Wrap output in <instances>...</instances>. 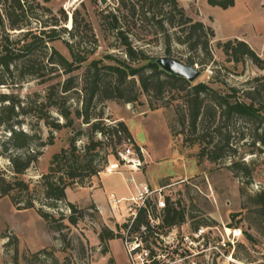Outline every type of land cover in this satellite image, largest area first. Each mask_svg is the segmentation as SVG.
<instances>
[{"label":"rangeland","instance_id":"1","mask_svg":"<svg viewBox=\"0 0 264 264\" xmlns=\"http://www.w3.org/2000/svg\"><path fill=\"white\" fill-rule=\"evenodd\" d=\"M37 1L51 10L49 14L44 15L35 7L34 13L40 15L37 18L54 17L58 22L55 28L60 38L52 42V46L71 60L66 42L80 40L79 50L84 53L85 61L71 74H63L49 82L28 80L14 90L21 99L35 93L42 94L46 86L69 75H76L80 79L86 65L92 60L104 65L115 64L117 59L125 60L123 46L111 30L109 19L104 17L109 11L118 12L123 29L130 37L138 39L137 45H142L148 54L155 58L167 55L160 37L156 42L147 43L153 36L147 26L144 27L145 23H142L137 15L133 17L126 9L120 8L118 0H104V3L101 0H29V3L35 5ZM177 1L186 15L212 27L215 33L210 41L213 62L204 67L192 83L202 81L223 92L229 91V87H235L240 94V90L247 87L248 81L253 77L264 76V69H258L248 59L242 63L226 61V57L216 45L218 40L239 38L247 41L255 52L262 55L264 0H235L234 5L227 9L210 6L207 0ZM62 11L66 15L65 21L62 20ZM74 17L77 25L72 28ZM72 31L74 35H79L78 39L72 38ZM107 55L113 59L107 58ZM187 55L188 51L184 45H174L172 57L185 63ZM143 63L145 62L142 60L135 61L133 65L140 66ZM136 91L139 93L135 101L126 103L118 99H107L94 113L102 111L106 124L123 121L127 125L134 144L141 148V152L139 149L138 152L145 162L143 167L139 171H129L121 165L120 173H103L91 177L90 182L84 186L68 187L66 199L77 206L80 217L74 225L64 219L63 223L67 227L62 233L50 230L35 209L17 210L8 196L0 198V264H132L124 246L125 229L121 226L126 202L122 201L119 205L121 213L112 214L107 205V198L110 194L128 197L135 184L140 181L148 182L152 186L168 181L175 182L172 194L177 209L184 213L183 222L174 228L180 241L184 235H190L197 224L216 227L210 231L214 242L225 237L224 228L241 229V236L236 242L240 244L234 250L224 247L222 251L225 257H219L215 250L199 251L186 257L189 254L186 251L185 254H179L184 258L183 261L175 264H246L242 258L250 261V264H264V214L257 211L258 206L251 200L264 186V151L257 148L258 143L255 146L251 144L255 123L248 124L238 119L234 125L232 122L224 129L233 137L230 138L231 146L224 148L227 151L225 157L212 162L198 156L203 142L201 146L198 142L190 143L186 140L189 130L186 124L180 123L178 113L182 112L184 106L180 99H172V96H177L175 91L166 92L158 99L151 98L140 92L138 82ZM0 92H8V89L1 87ZM79 123L80 121L76 120L75 128ZM241 132L245 133V140L239 139ZM41 133L45 139L48 135L47 128L42 127ZM53 134V144L43 148L38 162L23 174L25 180L37 183L40 175L47 171L52 154L68 146L70 128L54 131ZM192 135L195 137V134ZM95 138L102 136L96 134ZM84 142L82 138L77 145L81 147ZM119 148L120 145L116 150ZM115 157L117 156L109 153L108 162H113ZM237 161H243L248 174L229 167ZM91 200L107 205V213L102 214ZM39 203L40 201L36 200L35 207H38ZM91 205L95 206V210ZM45 209L54 213L55 217H58L60 212L69 214L68 207L63 203L58 204L57 208ZM105 226L111 228L117 238L109 240L107 252L102 253V245L97 235ZM169 229L163 224L155 233L165 236ZM132 234L141 235V232L134 230ZM146 235V241L143 240L146 244L158 246L159 251L165 253L159 237L153 232L145 237ZM42 249H46L47 254L35 256V252ZM228 252L231 254V260L226 258ZM134 262L139 264L137 259Z\"/></svg>","mask_w":264,"mask_h":264},{"label":"trees","instance_id":"2","mask_svg":"<svg viewBox=\"0 0 264 264\" xmlns=\"http://www.w3.org/2000/svg\"><path fill=\"white\" fill-rule=\"evenodd\" d=\"M118 1L120 8L126 9L133 17L137 15L145 23L144 27L147 26L153 36L147 43L156 42L160 37L167 55L174 51V45H184L188 51L184 62L197 64L199 71L213 62L210 47V41L215 36L213 28L186 15L177 0ZM234 2L207 0L210 6L221 9L233 6ZM35 7L44 15L51 12L38 1L33 5L29 0H0V88L8 89V92H0V198L8 196L17 210L35 209L47 227L59 233L67 227L64 219L72 225L78 222L80 211L66 199V189L89 183L91 177L104 169L109 153L118 156L116 147L124 141L129 140L133 148L139 149L123 121L106 124L102 111L94 113L107 99L126 103L135 101L139 93L136 82L140 92L151 98H161L172 90L177 93L172 99H180L184 106L178 113L180 123L186 124L189 130L186 140L198 142L201 146L204 143L198 153L199 158L216 162L225 157L227 151L224 148H230V138L233 137L224 129L232 122L234 125L238 119L248 124L255 123L251 144L255 146L258 143L257 148L264 151V76L253 77L240 94L235 87L223 92L202 81L192 83L162 69L155 57L148 54L142 45H137L138 39L130 37L123 29L119 14L114 11H109L104 17L109 19L111 30L123 46L125 60L117 59L115 64L106 65L92 60L80 79L69 75L46 86L42 94L35 93L34 97L28 95L21 99L14 90L28 80L49 82L63 74H71L85 61L84 53L79 50L80 40L66 42L71 60L52 46V42L60 38L55 28L57 19H38L40 15L34 13ZM65 19L62 11V20ZM76 23L74 17L72 28L76 27ZM71 33L72 38L78 39L79 35ZM216 45L226 61L242 63L248 59L258 69H264V53L255 52L245 40H218ZM106 57L113 59L110 55ZM140 60L145 63L133 65ZM76 120L80 121L77 128ZM42 127L47 128L45 139ZM63 128H70L68 146L52 154L47 171L40 175L37 183L25 180L23 174L38 162L43 148L53 144L54 131ZM96 134L102 138L96 139ZM244 136L245 133L241 132L239 139L245 140ZM82 138L85 142L80 147L77 142ZM243 164V161H237L229 167L248 174ZM36 200L40 201L38 207H35ZM251 200L258 206L257 211L264 214V186ZM61 203L68 207L69 214L60 212L55 217L54 213L45 209L57 208ZM91 207L95 210L94 205ZM164 213L162 222L169 228L180 225L184 220L183 211L177 207L167 206ZM142 224L148 226L143 210H140L133 230H139ZM200 225L204 224H197L195 228ZM121 226L125 228L126 225ZM97 237L102 245L101 252L106 253L107 242L117 238V235L105 226ZM247 237L251 239L249 234ZM239 244L236 243L235 247ZM45 253L47 250L42 249L35 252V256H45Z\"/></svg>","mask_w":264,"mask_h":264},{"label":"built area","instance_id":"3","mask_svg":"<svg viewBox=\"0 0 264 264\" xmlns=\"http://www.w3.org/2000/svg\"><path fill=\"white\" fill-rule=\"evenodd\" d=\"M139 150L141 152V148ZM139 152L133 148L129 140L124 141L120 145L119 150H117L118 156L114 158L115 160L108 162L104 166L103 172L100 171L97 175L102 173H120L121 165L129 171H139L145 163ZM174 185V181H168L155 186L141 181L135 184L133 192L128 197H116L111 194L108 196L107 205L112 214L121 213L119 205L122 201L126 202L124 214L121 216V222L126 225L124 228V246L129 261L132 264H135L134 261L136 259L139 261V264H175L183 261L184 258L180 257L179 254L182 252L185 254L186 251L189 252L186 257L196 254L199 251L206 252L212 250H215L219 257H225L222 251L224 247L234 250L236 242L239 236H241L240 228H224L225 237L215 242L213 241L214 236L211 235L210 231L216 227L210 225H200L194 228L191 234L184 235L181 241L176 235V229H174L176 226L170 227L165 236L155 233L163 225L162 221L165 208L167 206L176 207L175 198L172 194V187ZM140 210H143L148 226L144 224L140 225L139 230L141 235H133V227L139 217ZM150 232H153L160 238L165 253L159 251L160 247L152 246V244L148 245L144 242L146 241L144 235L147 234L145 236L147 237ZM179 243L180 245H178ZM170 254L171 257H169ZM226 258H228L227 260H231L230 252H228Z\"/></svg>","mask_w":264,"mask_h":264},{"label":"water","instance_id":"4","mask_svg":"<svg viewBox=\"0 0 264 264\" xmlns=\"http://www.w3.org/2000/svg\"><path fill=\"white\" fill-rule=\"evenodd\" d=\"M101 2L104 3V0H101ZM156 62L165 71L184 77L190 82L200 75L196 65L185 64L171 55L158 57Z\"/></svg>","mask_w":264,"mask_h":264},{"label":"crops","instance_id":"5","mask_svg":"<svg viewBox=\"0 0 264 264\" xmlns=\"http://www.w3.org/2000/svg\"><path fill=\"white\" fill-rule=\"evenodd\" d=\"M247 42V41H246ZM147 169V168H146ZM145 169V170H146ZM145 172V171H144ZM103 174V173H102ZM101 175V174H100ZM141 182V181H140ZM145 182V181H144ZM146 183H148V182H146ZM150 184V183H149ZM151 185V184H150ZM158 185V184H157ZM153 186H155V185H153ZM132 192H133V190H132ZM66 196H67V189H66ZM91 201H93L94 203H95V205H96V207H97V209L98 210H100L101 211V213L103 214V213H107V205H104L101 201H98V202H96V201H94V200H91ZM71 202V201H70ZM174 226H176V225H174ZM173 227V226H172Z\"/></svg>","mask_w":264,"mask_h":264}]
</instances>
